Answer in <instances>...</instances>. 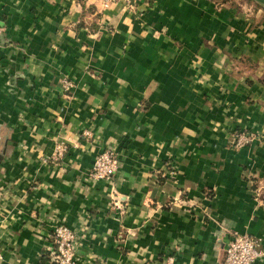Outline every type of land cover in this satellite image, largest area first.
Segmentation results:
<instances>
[{"label":"crops","instance_id":"crops-1","mask_svg":"<svg viewBox=\"0 0 264 264\" xmlns=\"http://www.w3.org/2000/svg\"><path fill=\"white\" fill-rule=\"evenodd\" d=\"M256 9L0 0V264H53L59 223L77 264H221L231 232L264 248ZM242 133L253 140L237 147ZM107 147L118 171L90 181Z\"/></svg>","mask_w":264,"mask_h":264},{"label":"built area","instance_id":"built-area-1","mask_svg":"<svg viewBox=\"0 0 264 264\" xmlns=\"http://www.w3.org/2000/svg\"><path fill=\"white\" fill-rule=\"evenodd\" d=\"M104 8L113 4L123 3L130 10H134L135 6L143 2V0H97ZM3 35V27L0 24V36ZM1 43V40H0ZM66 91L74 88V84L70 81L64 82ZM83 136L91 137L89 131L84 130ZM236 146H242L253 140V135L244 134L237 136ZM66 151L63 144L56 145V152L53 159L57 160ZM119 168V156L116 149L107 147L95 159L91 168L89 178L90 181L97 182L109 180ZM49 258L53 264H77L78 257L76 253L78 236L75 231L65 224H57L50 235ZM264 258V248L260 238L250 234H239L231 232L228 241L224 247V257L221 264H255ZM164 264H174L173 256L165 259Z\"/></svg>","mask_w":264,"mask_h":264},{"label":"rangeland","instance_id":"rangeland-1","mask_svg":"<svg viewBox=\"0 0 264 264\" xmlns=\"http://www.w3.org/2000/svg\"><path fill=\"white\" fill-rule=\"evenodd\" d=\"M221 1L222 0H219V2L221 3ZM224 1V0H223ZM227 1H229V0H227ZM230 1H232V0H230ZM235 2H240L241 4H243V1L244 0H234ZM249 3H250V5H252L253 7H256L257 9L256 10H264L262 7H260V5H258V4H256L255 2H252L251 0H247ZM244 4H246L245 2H244ZM234 6H238V4H236V3H234L233 4Z\"/></svg>","mask_w":264,"mask_h":264},{"label":"water","instance_id":"water-1","mask_svg":"<svg viewBox=\"0 0 264 264\" xmlns=\"http://www.w3.org/2000/svg\"><path fill=\"white\" fill-rule=\"evenodd\" d=\"M252 2H255L256 4L260 5L264 9V0H251ZM1 43L4 42L3 35L0 36Z\"/></svg>","mask_w":264,"mask_h":264},{"label":"trees","instance_id":"trees-1","mask_svg":"<svg viewBox=\"0 0 264 264\" xmlns=\"http://www.w3.org/2000/svg\"><path fill=\"white\" fill-rule=\"evenodd\" d=\"M152 1H153V0H143L144 3H147V4H149V5L151 4ZM214 1H215L217 4H219V5H223L224 3L227 2V0H224V1L222 0L221 3L219 2V0H214Z\"/></svg>","mask_w":264,"mask_h":264}]
</instances>
